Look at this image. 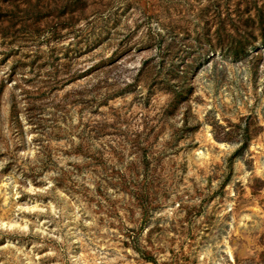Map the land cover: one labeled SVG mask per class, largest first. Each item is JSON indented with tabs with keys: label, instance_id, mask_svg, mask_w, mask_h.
<instances>
[{
	"label": "rangeland",
	"instance_id": "rangeland-1",
	"mask_svg": "<svg viewBox=\"0 0 264 264\" xmlns=\"http://www.w3.org/2000/svg\"><path fill=\"white\" fill-rule=\"evenodd\" d=\"M0 264H264V0H0Z\"/></svg>",
	"mask_w": 264,
	"mask_h": 264
}]
</instances>
